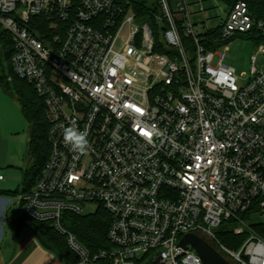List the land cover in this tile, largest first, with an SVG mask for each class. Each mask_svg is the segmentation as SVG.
Segmentation results:
<instances>
[{
  "label": "built area",
  "instance_id": "1",
  "mask_svg": "<svg viewBox=\"0 0 264 264\" xmlns=\"http://www.w3.org/2000/svg\"><path fill=\"white\" fill-rule=\"evenodd\" d=\"M145 1L146 14L140 0H0L13 73L44 99L49 122V159L18 195L24 213L67 236L78 260L64 264H139L149 253L148 264H204L179 246L187 234L231 264H264V222H252L264 219V42L248 74L225 64L238 34L264 37V17L239 2L198 29L189 0ZM70 128L86 132V151L65 142ZM91 205L112 217V249L93 258L61 226ZM228 221L247 236L238 250L217 238Z\"/></svg>",
  "mask_w": 264,
  "mask_h": 264
},
{
  "label": "trees",
  "instance_id": "2",
  "mask_svg": "<svg viewBox=\"0 0 264 264\" xmlns=\"http://www.w3.org/2000/svg\"><path fill=\"white\" fill-rule=\"evenodd\" d=\"M224 6L225 13H228L237 3L244 2L250 9L255 19L264 17V0H217ZM137 3V4H136ZM136 8L143 14L147 13L148 6L145 0L136 2ZM39 29L45 30L47 21L43 18L37 19ZM36 23V21H35ZM38 26V25H37ZM38 29V28H37ZM152 31L157 40L156 50L160 51L161 40L155 30ZM42 35V32H39ZM254 39L258 45L264 42L263 36L257 34H244ZM14 54V43L11 34L0 25V87L17 98L21 111L29 123L28 157L30 165L24 173V192L30 191L41 175L51 153V145L48 140L49 122L46 119V105L44 99L37 93L33 85L19 78L13 73L12 57ZM10 195H17L16 192H6ZM23 209V208H22ZM246 220L250 215L243 216ZM112 217L103 206H99L93 213L75 214L65 212L61 220L62 228L68 233L76 236L78 243L93 258L101 251L111 250L112 244L108 238V231ZM225 223V222H224ZM19 230L31 226L36 232L39 241L52 253L67 263L76 262L77 256L69 248L67 236L63 235L50 222H37L29 218L25 213L16 222ZM225 224H233L228 221ZM224 225V224H223ZM222 225V226H223ZM220 226L216 235L220 243L232 250H238L247 236H237L231 229H223ZM255 230L264 239V225L255 227ZM152 256L149 253L139 260V264H148ZM101 261H99L100 264Z\"/></svg>",
  "mask_w": 264,
  "mask_h": 264
},
{
  "label": "rangeland",
  "instance_id": "3",
  "mask_svg": "<svg viewBox=\"0 0 264 264\" xmlns=\"http://www.w3.org/2000/svg\"><path fill=\"white\" fill-rule=\"evenodd\" d=\"M192 5V12H197L193 15V20L197 24L198 29H203V25L206 24L208 28H216L221 24L225 19L226 13L224 11V6L217 0H189ZM201 10H204L200 13ZM228 50L225 52V64L231 66L235 69L237 76H242L243 74H248L251 67V56L256 54L258 50V44L254 39L246 37L244 34H238L234 39H232L227 45ZM221 52H224L222 49ZM140 82L145 87L146 78L144 75L140 77ZM10 97V96H9ZM12 100V105L2 103L0 105V119L7 120V125L10 122L13 129L17 132L13 137L16 138L19 143L12 144L8 142L6 147L8 154L13 153L14 149H17L20 154L21 164L17 169L7 168V165L1 166L3 174L7 176L8 170H15L17 172L15 178L12 177L13 182L10 184H0V190H8L12 192L18 191L19 194H22L24 191L23 183V173L26 168L30 165V160L26 154V150L29 142V123L25 120V117L22 115L20 110V105L14 97H10ZM15 179V180H14ZM8 183V181H7ZM9 199L13 200V203H16V198ZM13 205V204H12ZM12 211L10 216L18 218L24 213L23 209H20L18 204L12 206ZM96 209L95 205L86 206V212L92 213ZM252 222H264L260 216L253 217ZM234 226L231 224H224L223 229H231ZM154 254L148 259V263L152 260ZM143 256H140L141 259Z\"/></svg>",
  "mask_w": 264,
  "mask_h": 264
},
{
  "label": "crops",
  "instance_id": "4",
  "mask_svg": "<svg viewBox=\"0 0 264 264\" xmlns=\"http://www.w3.org/2000/svg\"><path fill=\"white\" fill-rule=\"evenodd\" d=\"M9 96L11 97L12 95L0 87V105L2 103H5V105H12V100ZM14 98L17 100L16 97ZM16 132L17 131L12 128L10 122L7 125V120L0 119V173L4 177V179L0 181V184H10L13 182L12 177L15 178L17 175L15 170H8V177H6L3 174L1 166L7 165V168L17 169L21 164V153H19L17 149H14L13 153L8 154L6 149L8 142L13 145L19 143V141L13 137L17 134ZM26 154L28 156V147ZM6 192L12 191L0 190V264H64L65 261L44 247L31 226H26L22 228V230H19V226L16 222L22 216L18 218L10 216V212L13 208L12 206L16 203L19 208L22 209L18 199L19 193L16 191V193H18L17 195H10ZM9 197L16 198L17 202L13 203V200L9 199Z\"/></svg>",
  "mask_w": 264,
  "mask_h": 264
},
{
  "label": "water",
  "instance_id": "5",
  "mask_svg": "<svg viewBox=\"0 0 264 264\" xmlns=\"http://www.w3.org/2000/svg\"><path fill=\"white\" fill-rule=\"evenodd\" d=\"M179 246L183 249H187V247L190 246L202 259L204 264H231L214 246L194 234L185 235ZM160 261V259H157L150 264H160Z\"/></svg>",
  "mask_w": 264,
  "mask_h": 264
},
{
  "label": "clouds",
  "instance_id": "6",
  "mask_svg": "<svg viewBox=\"0 0 264 264\" xmlns=\"http://www.w3.org/2000/svg\"><path fill=\"white\" fill-rule=\"evenodd\" d=\"M65 142L71 146L73 151L77 152L86 151L89 143L86 132L74 128L65 131Z\"/></svg>",
  "mask_w": 264,
  "mask_h": 264
},
{
  "label": "snow or ice",
  "instance_id": "7",
  "mask_svg": "<svg viewBox=\"0 0 264 264\" xmlns=\"http://www.w3.org/2000/svg\"><path fill=\"white\" fill-rule=\"evenodd\" d=\"M139 111V109H137Z\"/></svg>",
  "mask_w": 264,
  "mask_h": 264
}]
</instances>
